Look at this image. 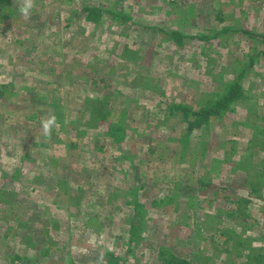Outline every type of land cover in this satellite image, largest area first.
<instances>
[{
	"label": "rangeland",
	"instance_id": "obj_1",
	"mask_svg": "<svg viewBox=\"0 0 264 264\" xmlns=\"http://www.w3.org/2000/svg\"><path fill=\"white\" fill-rule=\"evenodd\" d=\"M24 3L0 0V264H264V0Z\"/></svg>",
	"mask_w": 264,
	"mask_h": 264
},
{
	"label": "trees",
	"instance_id": "obj_2",
	"mask_svg": "<svg viewBox=\"0 0 264 264\" xmlns=\"http://www.w3.org/2000/svg\"><path fill=\"white\" fill-rule=\"evenodd\" d=\"M87 13V20H94L99 18V11L97 8H89L86 9L85 11ZM242 96L241 94V87L240 84H234V85H229L226 88V92L224 95L211 107L209 108H202L201 112H196L193 113L194 117L197 118V121H192L189 123L188 128H187V133L189 134L193 128H198L201 126L202 122L203 123H208L209 117L211 115L214 116H219L222 110L226 109L228 104L237 99L238 97ZM165 264H188L186 261L172 257L165 261Z\"/></svg>",
	"mask_w": 264,
	"mask_h": 264
},
{
	"label": "clouds",
	"instance_id": "obj_3",
	"mask_svg": "<svg viewBox=\"0 0 264 264\" xmlns=\"http://www.w3.org/2000/svg\"><path fill=\"white\" fill-rule=\"evenodd\" d=\"M32 7H33V0H25L24 7L21 8L22 14L27 16ZM54 126H56L55 116L50 117L46 121H43L42 127H43V131H44L45 135H49Z\"/></svg>",
	"mask_w": 264,
	"mask_h": 264
},
{
	"label": "crops",
	"instance_id": "obj_4",
	"mask_svg": "<svg viewBox=\"0 0 264 264\" xmlns=\"http://www.w3.org/2000/svg\"><path fill=\"white\" fill-rule=\"evenodd\" d=\"M8 98H9V97L6 98V97H4V95H0V99H1L3 102L8 101V100L10 99V98H9V99H8ZM13 98H14V97H13ZM6 99H8V100H6ZM0 118H3V117L0 116ZM3 119H4V118H3ZM4 121L6 122L7 120L4 119ZM131 220H132V219H131ZM129 221H130V220H129ZM98 222H100V221H98ZM136 223H137V222H136ZM102 225H104V224H99V229L101 228ZM128 226H129V227H131V226L135 227L136 225H134V224L132 225V223H131V221H130V225H128ZM102 233H103V232L100 231V234H102ZM262 241H263V240H262Z\"/></svg>",
	"mask_w": 264,
	"mask_h": 264
}]
</instances>
